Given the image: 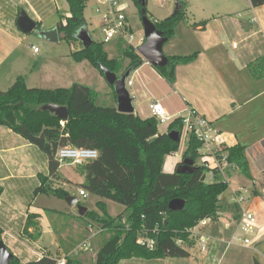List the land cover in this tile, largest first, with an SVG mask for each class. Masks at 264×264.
<instances>
[{"label": "crops", "instance_id": "obj_1", "mask_svg": "<svg viewBox=\"0 0 264 264\" xmlns=\"http://www.w3.org/2000/svg\"><path fill=\"white\" fill-rule=\"evenodd\" d=\"M53 1L0 0V90L9 89L18 76L24 78L28 88H69L72 85L51 87V79L59 80L64 71L58 65H48L46 56L39 55L40 49L34 51L37 46L32 34L21 32L16 23L19 12L24 11L38 28H56L58 22L50 28L42 25L44 12ZM58 36L61 41L59 33ZM167 42L166 56L196 53V58L191 63L176 65L173 84L143 59V63L130 73L133 78L127 82L134 86L129 92L134 113L143 119L150 117L138 112L135 103L141 87L153 80L164 88L166 85L169 94L179 99L181 108L173 113L170 110L172 116L194 109L208 121L218 137L220 148L238 144L245 146L251 177L247 178L237 170L250 180L252 188L249 193L253 199L250 201L246 197L245 202L249 203L247 207L243 204L241 207L251 209L258 226L251 235L250 245L234 243L226 246L224 241L234 232L236 219L232 218L224 226L218 225L217 230L213 221L203 228L212 237L207 252H201L196 238L191 236L195 247H188L189 256L185 262L170 258L155 261L163 264H211L210 260H215L213 256L221 251V259L216 264H253L255 258L264 264V4L253 7L249 0H220L217 6L206 7L200 1L186 0L185 17ZM71 54L68 56L72 59ZM160 100L152 102L163 106ZM163 108L166 112L167 109ZM168 156L175 158L162 166V170L172 173L181 158L175 153ZM212 165L210 161L209 166ZM48 173L46 154L10 128L0 125L1 239L22 263L43 256L67 257L78 242L79 245L89 238L88 229L91 231V228L83 224L84 219L81 218V222L75 216L66 224L60 210L35 203L44 195L35 196L33 193L39 185L38 176H47ZM57 183L63 188L67 185L63 178ZM242 189L247 190L245 185H241L231 190V194L243 195ZM29 215H35V218H29ZM34 222L37 228L32 226ZM212 229L222 237L215 236ZM73 255L72 259L79 264H92L96 253L89 262L85 261L82 253ZM142 260L145 259L131 258L121 262L142 264Z\"/></svg>", "mask_w": 264, "mask_h": 264}, {"label": "trees", "instance_id": "obj_2", "mask_svg": "<svg viewBox=\"0 0 264 264\" xmlns=\"http://www.w3.org/2000/svg\"><path fill=\"white\" fill-rule=\"evenodd\" d=\"M86 1L66 0L69 16L56 25L60 40H76V32L86 27L83 16ZM131 1L139 12L144 9L147 14L146 0ZM249 1L253 7L264 4V0ZM185 10L186 3L178 2L176 12L164 20L153 21L168 40L178 23L184 19ZM102 43L92 41L86 48L81 45L80 49L72 52L71 57L75 62L86 60L97 69L102 65L117 76L127 68L133 67L134 70L143 63L132 45L117 43L121 54L119 59L109 58ZM167 58L166 67L154 68L173 84L176 65L191 63L196 53ZM122 59L128 60L125 68ZM45 104L66 107L67 118L63 120L55 113L42 109ZM157 124L153 116L143 119L135 113L118 112L115 106L97 104L95 91L80 83H73L69 88H28L24 78L18 76L9 89L0 90V125L36 145L48 158L49 173L47 176H38L39 185L33 191L35 196H69L57 183L60 179L57 174L60 162L56 157L59 148L74 146L98 151L96 159L78 166L84 175L81 186L84 191L115 201L126 209L117 216H111L105 211L104 203L99 201L100 214L87 210L84 216H80L86 217V224L96 223L101 232L111 233L99 246L92 264H119L130 258H187L188 247L193 244L190 229L200 220L211 218L215 221L227 206H231L235 218L239 216V206L222 199L229 184L219 178L216 168L212 169L214 180L208 183L201 181V177L210 170L205 165L198 166L190 174L175 171L166 173L162 170L164 157L175 153L179 142L171 140L166 133H160ZM182 128L180 116L168 123V131L174 129L181 132ZM201 146L196 136L192 132L188 133L183 156L196 161ZM245 149V146L238 144L221 147L219 153H225L227 161L236 164L240 173L250 178ZM174 198L185 200L182 211L168 210V203ZM30 217L35 218V215ZM32 226L37 228L35 222ZM139 235L153 240L152 248L137 242ZM55 261L53 257L43 256L22 263L13 256L9 264H54ZM67 264L79 262L70 258ZM253 264L261 263L255 258Z\"/></svg>", "mask_w": 264, "mask_h": 264}, {"label": "rangeland", "instance_id": "obj_3", "mask_svg": "<svg viewBox=\"0 0 264 264\" xmlns=\"http://www.w3.org/2000/svg\"><path fill=\"white\" fill-rule=\"evenodd\" d=\"M120 3V6L122 7L123 12L128 18V22L131 26L132 30V45L134 47H137L140 42V36L143 35V27L140 19V12L139 9L136 7V5L131 0H118ZM189 1V0H187ZM193 3L196 1H200L202 5L215 7L220 3V0H192ZM146 10L147 15L151 21H159L164 20L168 16H170L172 13H174L176 8V2H185L186 0H146ZM105 6H102L96 2V0H87L86 6L83 11V16L86 22V28L89 32V35L91 36L92 40L97 43L103 42V36L100 31V24H101V15L104 12ZM190 10V9H189ZM188 10V11H189ZM69 16V8L66 0H54L53 3H51V6L44 12L43 16V22L42 25L45 28L53 27L57 22L62 21L64 22L65 18ZM33 36V41L38 49H40L39 55L46 56L47 59H45V62L53 67L54 65H58L60 69L64 71L63 76H60V78L57 79H51V87L54 88L57 85H65L70 86L73 83H80L83 85H86L93 89L96 94V103L99 105H105V106H115L116 100L114 99V93L113 88L106 82L105 78L97 69L96 67L89 64L88 61L84 60L81 62H75L73 61L68 55H70L72 52L80 49L82 44L79 41L71 40H61L57 43H49L48 41L35 36ZM104 46V49L106 50L109 58H119L121 57L119 47L116 42H108V43H102ZM169 43L167 42L165 44V47L163 48V53L165 54V51L168 50ZM166 55V54H165ZM122 65L123 68H125L128 65L127 59H122ZM125 72V71H124ZM123 72V73H124ZM62 75V74H61ZM122 74H118V76H121ZM132 74L129 75L127 82L129 79H132ZM156 81H149L144 87H141L140 95L137 96L135 107L138 112H141L142 115L146 117H152L153 113L151 112L149 108V104L152 101L159 100L162 102V105L167 109L166 115L170 118L175 117H186L188 113V109L180 112L179 114L171 115V112L173 111L177 112L180 110V106L178 105L179 99L173 94H169L168 87L165 85L162 87L161 85L157 84ZM127 90L130 92L132 91V88L134 86L128 85L126 83ZM162 106V107H163ZM170 110H172L170 112ZM158 124V130L160 132H168V121L162 122L160 120H157ZM213 130L210 131L209 135L211 137H214ZM188 138V133L186 134L185 126H183L181 131V137L179 141V148L175 152V156L180 155L181 160H183L185 157L183 156V152L186 148V141ZM210 147L215 149L217 147L216 143L214 141L211 142ZM208 150L205 146H201L198 149V157L196 161H194L195 166H202L205 164L209 165V162L212 158H208ZM172 158H175L174 156H165L163 160V166L165 167L166 164H168V161H171ZM208 158V159H207ZM207 160V161H206ZM209 161V162H208ZM60 168H58L57 174L59 178H63L65 181H67V185L65 186V190L69 193V196H74L78 199V202L75 206L70 207L67 202L64 200V198H58L54 196H46L41 195L39 201L35 202L36 204L44 205L47 208H53L60 210L62 213L63 219L65 220L66 224L70 223V220L73 219V217L76 216V218H80V221L82 219H86V217H81L77 214V205L85 207L88 211H95L99 214L101 213L100 208L98 207L97 203L99 201H102L105 205V211L111 215V216H117L118 214H121L125 211L126 207L122 204H119L115 201L109 200V199H103L99 196L89 193L88 191H85V196L79 195V189H83L81 184L84 183V175L80 171L78 166L68 164L66 162L60 163ZM219 178L223 179L225 178L229 182L228 190L226 194L222 196L223 200H226L229 202L228 197H230L231 190L237 189L241 185L246 186V191L242 189V194L245 197H249L250 201L253 199V196L249 193L252 185L249 179L241 175L238 170H232L230 168H227L225 171L224 177L219 174ZM206 183L210 182L209 174L206 172V178L204 179ZM84 190V189H83ZM249 202H244L243 207H247ZM231 204V203H230ZM251 210V209H250ZM238 220V217L235 218L233 215V211L231 206H227L226 209H223L221 213L219 214L218 218L213 222V227L217 230L218 225L224 226V223L231 221V219ZM257 218V217H256ZM82 222V221H81ZM85 224V221H83ZM258 223V220H257ZM87 227H91V231L88 229V236L87 238L91 237L93 234V237L90 239V247L87 249H79L77 253H82V255L85 258L86 262H89V258L95 254L101 245V243L107 239L111 233L107 231L101 232L100 227L96 223H87ZM216 230H211L215 236L222 237L220 233H217ZM100 232V233H99ZM139 239L144 238L142 235L138 236ZM195 242V239H194ZM216 242H219V240H216ZM77 243V242H76ZM79 243V242H78ZM78 243L74 249H77ZM78 245V246H77ZM210 246V245H209ZM208 246V249H209ZM191 248L194 249L195 244L193 243ZM71 249V248H70ZM70 249L67 251L69 252ZM196 249V248H195ZM73 250L71 252H73ZM66 252V253H67ZM69 254L67 255V259L74 258L75 255ZM215 260H210L211 264H216L218 260L221 259V251L218 254H215L213 256ZM131 259V258H130ZM171 260H183L184 262L187 260L186 258H170ZM128 260V259H125ZM123 262V260H122ZM120 262L119 264H123ZM142 264H163L159 263L155 260H142ZM132 264V263H131ZM167 264V263H166Z\"/></svg>", "mask_w": 264, "mask_h": 264}, {"label": "built area", "instance_id": "obj_4", "mask_svg": "<svg viewBox=\"0 0 264 264\" xmlns=\"http://www.w3.org/2000/svg\"><path fill=\"white\" fill-rule=\"evenodd\" d=\"M96 2L102 6H105L104 12L101 15L100 31L103 36V42H123L128 45H132V30L128 22V18L122 10L118 0H96ZM139 45L143 43L144 36H140ZM138 45V46H139ZM235 46V44H233ZM133 46V45H132ZM137 46V47H138ZM134 47V46H133ZM134 47V48H137ZM34 51H38V48L34 47ZM129 82V81H128ZM150 109L153 113V117L156 120L162 122L170 121L172 118L166 115L164 108L158 102H152ZM181 117V116H180ZM183 126H185L186 134L192 132L196 138L205 146L208 150V158H212V166L205 164L210 170L208 171L210 182L214 180L213 168H216L218 173L224 177L227 168L237 170V166L234 163L227 161V155L225 153H219L220 142L217 135L211 137L209 135L212 130L207 120L201 117L194 109H188L186 117H181ZM214 141L217 145L215 149L210 147L211 142ZM99 153L96 149L92 148H78L74 146H64L57 150L56 157L60 163L67 162L75 166L84 164L86 161L94 160L98 157ZM219 156V158L217 157ZM207 158V159H208ZM207 161V160H206ZM209 162V161H208ZM206 178V174L204 175ZM223 180L227 181L225 178ZM79 195L85 196V191L79 189ZM230 203H235L239 206V217L234 222L235 230L231 236L224 241L226 246L240 243L243 245H250L252 243L251 235H253L255 229L258 226L256 215L249 208H242L241 205L245 202L246 197L240 194H232L228 199ZM211 218H204L200 220L197 225L190 229V236L196 238L197 247L201 252H207L209 242L212 237L203 231V228L212 223ZM91 228V227H90ZM94 235V234H93ZM83 241L77 249H74L72 253H77L80 249H87L90 247V239ZM137 242L146 244L152 248L153 240L151 239H137ZM54 264H67V257H61L56 259Z\"/></svg>", "mask_w": 264, "mask_h": 264}, {"label": "water", "instance_id": "obj_5", "mask_svg": "<svg viewBox=\"0 0 264 264\" xmlns=\"http://www.w3.org/2000/svg\"><path fill=\"white\" fill-rule=\"evenodd\" d=\"M178 4L176 2V12ZM140 19L143 27L144 41L140 44L136 51L154 67H166L168 65V58L163 53V45L168 41L167 37L162 35V32L158 30L153 21L149 19L144 9L140 11ZM17 27L25 34H34L37 37L47 40L51 43L59 41L58 31L56 28L49 30H42L37 27V23L32 20L24 11H20L17 16ZM75 39L79 41L84 48L88 47L92 43V38L86 27L80 28L76 34ZM99 70L102 72L106 82L112 86L116 95V110L121 113H134L133 98L127 90L126 83L130 73L133 71V67H129L121 76H117L114 72L110 71L106 67L100 65ZM42 109L49 110L55 113L58 117L65 120L68 116V110L64 106L55 104H45ZM167 136L175 141L179 142L181 132L177 130H170ZM198 169V166L194 165V161L191 158H184L179 162L175 168V172L182 174L194 173ZM205 176L201 177V181H204ZM64 200L70 207L77 204L78 199L74 196H66ZM185 207V200L181 198H174L168 203L169 211H182ZM87 212L85 207L77 205V214L84 216ZM13 253L6 247L2 239L0 238V264H9L13 258Z\"/></svg>", "mask_w": 264, "mask_h": 264}]
</instances>
